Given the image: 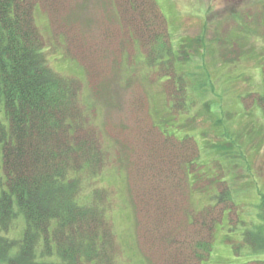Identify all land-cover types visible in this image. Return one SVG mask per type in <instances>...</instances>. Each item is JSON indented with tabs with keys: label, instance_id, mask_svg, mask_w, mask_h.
<instances>
[{
	"label": "rangeland",
	"instance_id": "374dc122",
	"mask_svg": "<svg viewBox=\"0 0 264 264\" xmlns=\"http://www.w3.org/2000/svg\"><path fill=\"white\" fill-rule=\"evenodd\" d=\"M44 3L48 10L35 5L32 15L47 63L81 81L79 99L104 151L85 190L107 191L114 264H188L197 212L230 205L224 190L235 207L223 211L203 264H264V249L245 238L255 237L264 198V112L245 104L250 93L264 98V0H154L147 11L161 16L170 39L169 57L155 66L135 41L121 39L117 0ZM131 16L121 14L128 23ZM6 122L0 104L1 129ZM184 135L196 145L192 168L188 148L163 143ZM24 225L20 214L7 236L20 237Z\"/></svg>",
	"mask_w": 264,
	"mask_h": 264
},
{
	"label": "trees",
	"instance_id": "16d2710c",
	"mask_svg": "<svg viewBox=\"0 0 264 264\" xmlns=\"http://www.w3.org/2000/svg\"><path fill=\"white\" fill-rule=\"evenodd\" d=\"M148 4L156 9L154 0H117V15L126 27L120 29L121 39L135 41L145 57L152 55L150 65L155 66L164 55L169 57L170 39L164 20L150 14ZM35 5L50 7L44 0H0V104L7 121L6 130L0 128L4 178L0 264H114V237L105 219L107 191L95 186L85 190L99 175L104 151L79 99L81 81L47 63L32 15ZM124 12L131 13V23L121 18ZM121 39L119 52H124ZM261 71L264 83V63ZM173 87L183 92L175 81ZM247 96V106L257 104L264 112V98L256 94L255 99V93ZM163 143L178 151L182 145L188 148L192 168L196 158L192 137L184 135L179 141L164 137ZM167 178L172 182V177ZM223 193L222 200L230 205L211 204L197 212L188 264H203L209 258L216 224L223 211L235 207L230 192ZM20 214L25 222L22 234L10 238L8 230ZM245 238L253 249H264V198L256 214L255 237L245 234ZM165 241L177 246L182 240L168 237Z\"/></svg>",
	"mask_w": 264,
	"mask_h": 264
}]
</instances>
